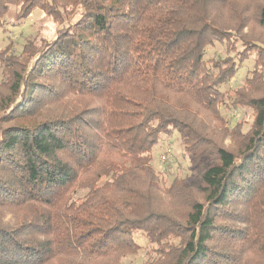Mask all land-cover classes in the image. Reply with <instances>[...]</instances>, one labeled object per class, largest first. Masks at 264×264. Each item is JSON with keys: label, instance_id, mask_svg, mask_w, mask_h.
<instances>
[{"label": "trees", "instance_id": "obj_1", "mask_svg": "<svg viewBox=\"0 0 264 264\" xmlns=\"http://www.w3.org/2000/svg\"><path fill=\"white\" fill-rule=\"evenodd\" d=\"M13 5L56 27L0 53V264H122L140 234L146 264H264V0H0V29Z\"/></svg>", "mask_w": 264, "mask_h": 264}, {"label": "rangeland", "instance_id": "obj_2", "mask_svg": "<svg viewBox=\"0 0 264 264\" xmlns=\"http://www.w3.org/2000/svg\"><path fill=\"white\" fill-rule=\"evenodd\" d=\"M16 6L10 7L9 12L6 15L5 27L0 29V53L4 49L17 50L22 48L23 44L29 41H40L43 38H52L55 34L54 23L46 19L43 12L35 9L27 18L20 21L16 20ZM5 49V50H6ZM226 50L222 44L217 43L207 49L205 59L209 61L219 56H225ZM253 67L252 60L247 61L242 69L238 71L236 77L229 84L224 85L223 90L226 93H230L243 82L244 77L249 73ZM3 77V68L0 66V80ZM246 110V109H245ZM224 113L229 119V125L232 126L237 120L241 119L244 123V129L249 127L251 119L249 120V112L235 111L233 109H224ZM242 113V114H241ZM228 124V123H227ZM224 144L229 147L235 146L231 142V138L227 137L224 140ZM167 148L170 149L168 152L167 159L161 160V155L167 152ZM165 152V153H164ZM154 160L155 164L163 173V177L167 183H169L175 176L179 177H190L192 170L188 161V156H184L183 150L179 145L177 133H173L171 136H163L161 141L154 148ZM137 241L142 245L140 252L137 255H130L125 258L122 264H146L148 258V251L151 246L141 234L136 235Z\"/></svg>", "mask_w": 264, "mask_h": 264}, {"label": "built area", "instance_id": "obj_3", "mask_svg": "<svg viewBox=\"0 0 264 264\" xmlns=\"http://www.w3.org/2000/svg\"><path fill=\"white\" fill-rule=\"evenodd\" d=\"M168 152H169V151H167L165 154H162V155H161V160H162V161H165V160L167 159V156H166V155H168Z\"/></svg>", "mask_w": 264, "mask_h": 264}]
</instances>
